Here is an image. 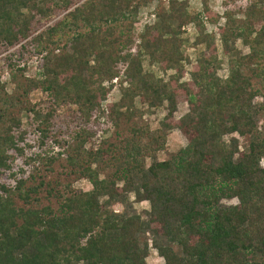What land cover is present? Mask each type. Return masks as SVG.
I'll return each instance as SVG.
<instances>
[{"label":"trees","instance_id":"obj_1","mask_svg":"<svg viewBox=\"0 0 264 264\" xmlns=\"http://www.w3.org/2000/svg\"><path fill=\"white\" fill-rule=\"evenodd\" d=\"M78 1L0 0V78L9 71L8 81L0 79V264H147V232L161 264H264V131L258 125L264 0L226 11L217 27L229 62L226 77L217 73L221 62L207 31L220 20L209 0H200L199 10L189 0H167L135 50L137 15L155 0H86L74 7ZM62 13L40 30L41 19ZM191 22L204 49L191 80L180 83L183 28ZM143 55L177 73L164 80L145 71ZM120 75L121 101L165 104L166 119L156 130L131 127L103 151L87 150ZM35 91L45 98L34 100ZM183 98L189 110L177 126L187 144L166 160L153 159ZM61 106L69 108V121L58 114ZM123 108L108 105L115 127L129 114ZM63 157L66 164L55 170ZM100 164L113 172L102 175ZM82 178L90 189L73 186ZM131 192L136 202L149 203L146 218L121 210ZM232 199L237 202L223 203Z\"/></svg>","mask_w":264,"mask_h":264},{"label":"rangeland","instance_id":"obj_2","mask_svg":"<svg viewBox=\"0 0 264 264\" xmlns=\"http://www.w3.org/2000/svg\"><path fill=\"white\" fill-rule=\"evenodd\" d=\"M190 1V6L193 10H199L201 9V2L200 0H189ZM227 1L228 3H225ZM83 2H86V0H79L77 3H74V7L77 5H82L84 4ZM248 4V0H209V5L210 8L214 13L220 16L219 23L216 25L212 24H207V31L210 33H213V38L214 42L217 46V53H218V58L220 60V67L218 69V75L221 77H226L228 74V69H229V62H228V57L224 54L220 40H219V35H218V30L217 27L218 25L222 24L225 20L224 13L227 11L229 14H232L234 9L238 8H244ZM167 7V0H155L144 7L141 8L137 15V22L135 23L131 36H134V39L136 40L131 46L133 49H136V45L138 43V36L143 30L145 25H151L157 22V11H160L162 9H165ZM238 12V11H235ZM243 12V11H242ZM242 12H238L235 14V18L237 20H242L244 19V14ZM62 14H57V15H52L50 18L47 19H41L40 21V30L45 28L47 25L53 23L56 21L58 18H60ZM195 24L194 23H188L187 25L184 26L183 30L184 33L182 35L183 39L185 40L181 46V51L184 54V60L181 62L184 68L183 74L178 78L180 83L188 82L191 80V71L193 70V67L196 63L197 55L200 51L204 49V45H198L196 43V29H195ZM126 33L122 37V41L124 42V38L126 37ZM235 46L236 48L240 51L241 55H247L249 53V48L247 46H244L241 42V40L235 41ZM5 53L0 54V58L2 55ZM142 64H143V69L145 71H149L154 73L157 77L163 78L164 80H168L169 75L171 74H176V68L172 67L168 69L167 71H163L161 69L159 63H150L148 58L143 55L142 56ZM29 66L32 68L35 67V62L30 61L28 63ZM120 71H122L120 69ZM8 70H5L1 74V81H8L9 80V75H8ZM34 71H29V74H33ZM120 78H114V86L109 92L106 100L103 101L102 103V111L99 113L98 121L95 122L93 125L95 127V132L88 137L87 142L84 144L85 149H101L102 151L107 147V143L110 142H116L119 137H124L129 135L130 133V128L131 127H139L142 125H148L152 130L158 129L160 127V123L166 119V115L168 114L167 107L161 106L159 108H150L148 107L143 101L140 100L139 97H136L134 99L128 98L124 99L121 101V92L119 90V84L118 81ZM20 78V77H19ZM105 85H108L109 82H105ZM126 85V83H125ZM14 87V84L12 83V86L8 84L7 90L8 92H11L12 88ZM264 93V92H263ZM32 97L34 100L40 98L44 99L45 94L41 91H35L32 94ZM36 97V98H34ZM261 101V100H259ZM111 103H117L121 106H123V110L126 108L128 109L127 115H123L119 121H118V126L115 127L113 124V118L114 114L108 113V105ZM263 105V110L261 109V113L258 114L259 118V129H262L264 131V102L262 103ZM69 108L67 106H61L59 107L58 114L61 115V119H66L69 121L70 117L66 114ZM189 110L187 99H179L177 103V107L173 114L171 115L170 120H168L167 124V130L164 132L166 134V142L165 146L162 150H158L155 155L153 156V159L156 160H166L170 158L172 155L178 152L179 149L182 147L186 146L187 144V138L184 136L182 133L181 129L179 126H177V123L179 122V119L187 113ZM25 120V118H23ZM62 123V122H61ZM228 137H225V139H228ZM241 143H244V140L240 138ZM34 143V142H33ZM244 145H241L243 147ZM65 158L63 157L57 164L54 165L55 170H59L62 168V164H66ZM152 158H148L147 162L151 161ZM262 166H264V158L261 161ZM94 167H96V164H94ZM99 170L101 171L102 175L107 176L110 175L114 167L112 166H107L100 164L99 165ZM62 178L64 176H61ZM73 186L75 188L79 189H90L91 184L86 180V179H77L73 181ZM128 202L125 204H122L121 210H125L128 213H139L143 218H146L147 214L146 211L149 210V203L147 201H141V202H136L135 201V196L134 193H129L128 195ZM236 199L232 200H223V203L225 204H231V203H236ZM144 240L148 242V256L146 258L147 264H161L164 262L163 257H161L158 254V251L156 248L153 247V241H154V236L147 232L142 236Z\"/></svg>","mask_w":264,"mask_h":264}]
</instances>
